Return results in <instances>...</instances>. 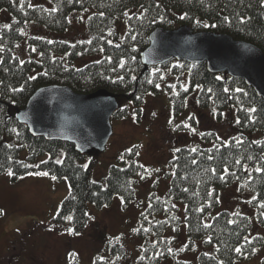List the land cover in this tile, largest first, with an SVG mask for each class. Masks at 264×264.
I'll return each mask as SVG.
<instances>
[{"label":"trees","instance_id":"1","mask_svg":"<svg viewBox=\"0 0 264 264\" xmlns=\"http://www.w3.org/2000/svg\"><path fill=\"white\" fill-rule=\"evenodd\" d=\"M49 1L50 8L31 0H0V175L13 181L44 172L66 178L70 192L48 227L68 235L83 233L90 221V204L108 205L115 195L127 204L135 197L139 178L152 177L153 170L136 160L135 149L128 166L110 168L104 187L92 179L98 151L81 155L73 144L35 137L16 120V113L39 88L62 85L80 94L110 92L119 102L114 117L124 118L130 103L140 114L146 96L160 92L161 84L172 76L176 90L169 91L168 98L174 117L184 112L186 95L192 92L198 105L212 109L218 118L232 111L238 134L226 141L212 132L203 133V145L191 143L176 150L168 193L164 198L152 197L149 233L143 235L138 228L144 242L137 247L136 264H162L167 259L173 264H241L260 254L264 235H253V217L238 209L222 210L219 194L239 184L251 193L249 204L257 220L264 221V100L243 80L210 73L205 63L174 60L146 69L140 56L155 29L185 25L194 32L229 35L264 52V0ZM74 13L85 16L86 38L74 43L50 38L49 34L67 32ZM22 47L27 50L25 57L19 53ZM91 57L92 62L79 64ZM183 77L187 89L181 88ZM245 131L261 137L248 138ZM24 150L28 156L21 160ZM46 154L48 159L35 166ZM177 202L185 206L184 221ZM183 222L187 240L181 245L165 234L172 229L178 233ZM188 252L195 263L181 258ZM103 253L96 264H118L127 254L124 236L108 238Z\"/></svg>","mask_w":264,"mask_h":264},{"label":"rangeland","instance_id":"2","mask_svg":"<svg viewBox=\"0 0 264 264\" xmlns=\"http://www.w3.org/2000/svg\"><path fill=\"white\" fill-rule=\"evenodd\" d=\"M31 3L49 8L52 6L49 0H31ZM3 19H7L6 13ZM84 19V15L74 13L67 32L49 34L50 38L72 43L86 38V27L82 22ZM26 51L22 47L19 53L25 57ZM92 60V57L83 59L79 64L84 65ZM176 82L174 77L169 76L167 83L161 84L160 92L148 94L140 114L134 104L130 103L128 116L112 117L113 135L106 150L99 152L92 179L106 187L110 168L128 166L134 158L131 154L135 149L136 160L145 168L153 170V175L148 179L139 178L135 184V197L127 204L119 195H115L108 205L98 207L90 204V221L83 233L68 235L48 227L70 192L66 178L52 179L54 176L49 174H29L13 181L9 175H0V264H96L97 257L104 256L108 238L120 235L124 236L127 254L118 264H136L139 256L137 247L144 242L138 228L142 227L143 235L149 233L154 218L150 211L152 197L164 198L168 193L173 176L171 161L175 158L176 150L191 143L202 144L203 133L212 132L226 141L238 134L232 111L218 118L212 109L201 108L192 92L186 95L184 112L174 117L168 92L175 89ZM181 88L187 89L184 77ZM191 118L194 119L192 123ZM181 123L185 126L180 128ZM243 134L252 139L261 137V134L251 131ZM27 156L28 151L24 150L20 159L26 160ZM48 157L47 154L39 157L34 165L38 166ZM250 199L251 193L242 190L239 184L226 187L219 194L222 210L233 212L238 209L251 215L253 235H264V221L257 220L256 211L250 208ZM176 205L180 210L178 215L184 221L185 206L180 202ZM165 236L176 238L181 245L185 244V222L181 224L178 233L172 229ZM181 258L196 262L192 252ZM263 258L264 249L249 262L241 264H260ZM162 264L173 262L167 259Z\"/></svg>","mask_w":264,"mask_h":264},{"label":"water","instance_id":"3","mask_svg":"<svg viewBox=\"0 0 264 264\" xmlns=\"http://www.w3.org/2000/svg\"><path fill=\"white\" fill-rule=\"evenodd\" d=\"M140 59L146 69L174 60L205 63L210 73L243 80L264 100V52L226 34L194 32L188 25L173 30L157 28ZM118 108V100L108 91L80 94L66 86L49 85L39 88L15 117L33 136L73 144L85 155L106 150Z\"/></svg>","mask_w":264,"mask_h":264},{"label":"snow or ice","instance_id":"4","mask_svg":"<svg viewBox=\"0 0 264 264\" xmlns=\"http://www.w3.org/2000/svg\"><path fill=\"white\" fill-rule=\"evenodd\" d=\"M225 91H226V90H225ZM252 111H255V109H253ZM57 163H59V161H57ZM41 175H45V176H47L48 173H47V172H44V173H41ZM52 179H56V177H52ZM68 219H71V217H69ZM70 231H71V230H70ZM237 251L239 252L240 250L237 249Z\"/></svg>","mask_w":264,"mask_h":264}]
</instances>
